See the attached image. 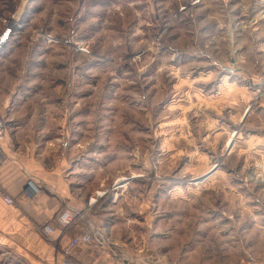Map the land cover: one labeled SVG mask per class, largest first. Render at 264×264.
Masks as SVG:
<instances>
[{"label":"rangeland","instance_id":"rangeland-1","mask_svg":"<svg viewBox=\"0 0 264 264\" xmlns=\"http://www.w3.org/2000/svg\"><path fill=\"white\" fill-rule=\"evenodd\" d=\"M0 41V148L12 131L21 154L67 158L68 190L90 202L64 203L61 229L83 220L78 237L172 264L260 250L264 0H0ZM31 228L60 261L55 224ZM10 240L0 230V264H32Z\"/></svg>","mask_w":264,"mask_h":264},{"label":"crops","instance_id":"crops-1","mask_svg":"<svg viewBox=\"0 0 264 264\" xmlns=\"http://www.w3.org/2000/svg\"><path fill=\"white\" fill-rule=\"evenodd\" d=\"M0 78H2L1 71ZM260 84L262 83H255L254 86ZM261 88L264 87L262 86ZM9 101L10 95L6 94L4 96L1 90L0 109L6 107ZM13 136V132L10 131L8 138L0 148V186L8 192L9 196L15 199V204H6L3 200L2 192H0V230L11 236V243L18 249L25 250V254L33 259L32 264H58L60 258L58 249L43 241L32 230V224L43 221L54 223L56 230H54L53 236L63 246L68 243L70 238L81 233L86 228L87 222L81 220L67 231L66 228L61 229L55 223L56 214L66 202L72 206H80L81 208L78 209H88L90 211V202L86 206L85 201L77 200L76 195L68 190L67 182L63 178L65 177L63 173L68 168L66 166L67 158L62 157L59 162L48 166L45 162L47 161L46 158L40 159L39 157L18 152ZM60 161H62V165ZM30 177L33 178L38 189L29 198L26 197L23 190L26 181ZM111 215H108L110 218L107 219V222L101 223V221H98L95 225L100 229L103 224V228L108 233L110 226L108 224L110 223L111 226L115 224V222H112L114 220L111 219ZM259 227L261 230L257 234L258 239L255 244L259 246L260 250L248 255L245 259H241V261L245 262L241 264H264V238L262 237L264 227ZM96 236V243L80 244L73 251L75 259L83 264H172L153 249L130 250L125 248L123 242H119L121 248L109 247L102 241L103 236L98 232H96ZM114 240L116 239L114 238Z\"/></svg>","mask_w":264,"mask_h":264},{"label":"built area","instance_id":"built-area-1","mask_svg":"<svg viewBox=\"0 0 264 264\" xmlns=\"http://www.w3.org/2000/svg\"><path fill=\"white\" fill-rule=\"evenodd\" d=\"M2 42L0 41V47H1ZM4 132V123H3V119L0 116V138H1V134ZM37 185L35 183V181L33 180L32 177H30L27 181H26V187H25V192L28 196H32L35 192H37ZM5 201L7 203H11V199L9 198V196H5ZM74 218H72V216L65 212L64 214H62L61 216H59L58 218V222L61 223L62 225H69ZM51 227L49 225H45L43 227V231L44 232H51ZM92 239V235L89 232H85L83 235L81 236H75L70 238V240L68 241V243L63 247V255L60 259L59 264H83L82 262L78 261L77 259H75L74 257L71 256V252L74 248H76L78 245L80 244H85L90 242ZM104 239V238H103Z\"/></svg>","mask_w":264,"mask_h":264},{"label":"bare ground","instance_id":"bare-ground-1","mask_svg":"<svg viewBox=\"0 0 264 264\" xmlns=\"http://www.w3.org/2000/svg\"><path fill=\"white\" fill-rule=\"evenodd\" d=\"M99 194H101L100 192H99ZM93 201V200H92Z\"/></svg>","mask_w":264,"mask_h":264}]
</instances>
